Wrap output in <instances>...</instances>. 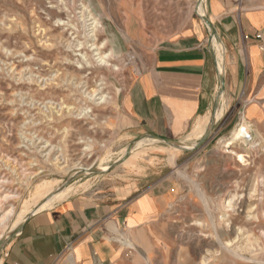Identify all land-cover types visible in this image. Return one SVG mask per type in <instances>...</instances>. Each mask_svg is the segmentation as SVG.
<instances>
[{
    "label": "rangeland",
    "instance_id": "rangeland-1",
    "mask_svg": "<svg viewBox=\"0 0 264 264\" xmlns=\"http://www.w3.org/2000/svg\"><path fill=\"white\" fill-rule=\"evenodd\" d=\"M198 2L0 0V242L50 185L67 187L65 198L134 199L155 190L168 200L145 264H264V98L233 92L236 67L219 40L212 45L225 95L206 142L177 148L173 158L174 143L143 138L118 164L144 136L120 109L118 91L152 64L164 39L201 28L208 43L210 30L200 14L208 17L207 0L200 11ZM83 6L100 22L97 42L110 55L109 65L90 56L92 64L85 65L82 54L92 52ZM46 82L58 84L41 85ZM90 89L107 98L91 99L84 93ZM214 113L177 141L198 143L204 134L191 135ZM254 113L258 120L252 122ZM245 122L255 129L246 144L233 139ZM90 168L100 170L63 185Z\"/></svg>",
    "mask_w": 264,
    "mask_h": 264
},
{
    "label": "crops",
    "instance_id": "crops-1",
    "mask_svg": "<svg viewBox=\"0 0 264 264\" xmlns=\"http://www.w3.org/2000/svg\"><path fill=\"white\" fill-rule=\"evenodd\" d=\"M206 14L236 67L233 92L263 99L264 0H207ZM151 63L118 91L119 107L143 134L179 140L215 109L213 52L200 28L164 39ZM167 200L155 190L134 199L73 194L32 214L0 264H145Z\"/></svg>",
    "mask_w": 264,
    "mask_h": 264
},
{
    "label": "bare ground",
    "instance_id": "bare-ground-1",
    "mask_svg": "<svg viewBox=\"0 0 264 264\" xmlns=\"http://www.w3.org/2000/svg\"><path fill=\"white\" fill-rule=\"evenodd\" d=\"M203 1L204 0H199V2H198L197 9L199 11L202 10ZM79 13H80V17L83 20H85V22L87 21V24H86V28H87L86 29V31H87L86 32L87 33V40H86L85 43H87L88 49H90L91 52H92L90 55L87 54V53L82 54L83 60H85V65H91L92 64V62H91V59L92 58L97 62V64H100V65L101 64L102 65L103 64L109 65L108 64V61H107V58H109L110 55L109 54H105L104 51L102 50L103 49L102 48V44L100 45L97 42V40H98V33H97V31L100 28L99 27L100 26V22L95 17H92L84 6L82 7V10ZM200 14H202V16L205 17V14L203 12H200ZM213 39H216V38L213 37ZM78 46H83V44H78ZM88 56L91 57L90 60L88 59L89 58ZM223 74H224V72H223V69H222V66H221V61H220L219 66H218V76L220 78H225V76ZM55 84H58V83L55 82ZM55 84H53V83L48 84L46 82V83H42L41 85L42 86H47V85L48 86H51V85H55ZM84 93L87 94L88 96H90L91 99H93V100H100V101H102V100H105L107 98V96H105L101 92L100 89H90L88 91L85 90ZM98 95H100V97L97 99ZM224 95H225V92L223 91V93H221V95H220V101L222 100V98H223ZM63 108L64 107H62V105H60L59 112L60 111H63ZM211 123L210 124H204L203 127L198 128L196 131H194V133L191 136L192 137H195V136L198 137V136H201L202 134L206 135L207 133H209L211 131V129L213 127V124H211ZM254 133H255L254 127L250 123L245 122L244 124H242L239 127H237V129L234 132L233 139L235 141H241L242 143L246 144V143H248L251 140L250 138L253 136ZM143 138L150 139L149 137H142V138L138 139L136 141V143L133 145V147L131 148L130 152H132L135 149V147L141 145L145 141ZM151 138H153V137H151ZM155 139H156V141H160L157 138H155ZM196 145H197V143L194 146L187 147V143L184 142V141H182L180 143H174L173 146L175 148H172L171 149V151H172L171 152V155H172L171 157L174 158L176 156L175 151H177L176 150L177 148H179V149H182V148L183 149H185V148H194ZM128 150L129 149L125 150V153H124L123 157H125L126 154H127V152H129ZM44 192H45V195H44V198L42 199V202L38 203L35 206V209L33 210L32 213L37 212L39 210H42V208L48 207L51 204H53L54 202H56V201H58L60 199H63V198H65L68 195V189H67V187H64V186H57L56 188H54L53 186L50 185ZM23 222H24V220H20L17 223L16 227L14 228L15 230L12 229L9 235H11V233L13 231H17L21 227V225H22Z\"/></svg>",
    "mask_w": 264,
    "mask_h": 264
},
{
    "label": "water",
    "instance_id": "water-1",
    "mask_svg": "<svg viewBox=\"0 0 264 264\" xmlns=\"http://www.w3.org/2000/svg\"><path fill=\"white\" fill-rule=\"evenodd\" d=\"M203 17V16H202ZM203 19H204V21L207 23V26H208V28H209V30H210V37H209V41H208V45L210 46V49L212 50V52H213V55H214V58H215V61H216V64H217V71H218V61L216 60V54H215V49H214V45H212V39H213V37H215L216 38V31H215V29H214V27H213V24H212V22H211V20L208 18V17H203ZM219 77V76H218ZM219 79H220V88H219V94H218V97H217V100H216V103H215V106H214V111H215V113L213 114V117H212V119H211V124H213V126H214V122L216 121L215 119H214V116H215V114H216V112H217V110H218V106L220 105V95H221V93H223V91L225 90V78H220L219 77ZM212 129H213V127H212ZM211 129V130H212ZM211 132V131H210ZM210 132L209 133H207L206 135H204L203 137H201L199 140V142L197 143V145L194 147V148H185V149H195V148H198L199 146H201V145H203L205 142H206V139H207V137H208V135L210 134ZM142 137H149V138H151V137H153V138H157V139H159L161 142H164V143H168V144H171V143H180V141H177V140H174V139H171V138H169V137H162V136H160V135H156V134H153V133H150V134H144V136H142ZM141 137V138H142ZM140 139V138H139ZM137 141V140H136ZM136 141L134 142V143H131L128 147H129V152H130V150H131V148L133 147V145L136 143ZM129 152H127V156H128V154H129ZM127 156H125V157H127ZM123 157V156H122ZM121 157V159H120V161L118 162V164H120V162H123L124 161V159H125V157L124 158H122ZM100 169H97V168H90V169H88L87 171L86 170H84V171H81V172H79L78 174H73V176L66 182V183H64L63 185H68V184H71V183H73V180L76 178V177H78L79 175H81V174H84V173H88V171H99ZM38 212V211H37ZM34 213H36V212H34ZM34 213H30L28 216H27V218L25 219V221L22 223V225H21V227L17 230V231H13L12 233H11V235H8V237H6L3 241H1L0 242V249L7 243V242H11L12 241V238L16 235V234H18L19 232H20V230L22 229V227L24 226V223L27 221V219L32 215V214H34Z\"/></svg>",
    "mask_w": 264,
    "mask_h": 264
}]
</instances>
